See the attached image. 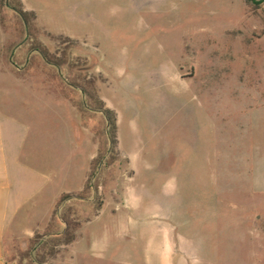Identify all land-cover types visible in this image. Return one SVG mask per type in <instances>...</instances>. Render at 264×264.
Listing matches in <instances>:
<instances>
[{"label": "rangeland", "instance_id": "1", "mask_svg": "<svg viewBox=\"0 0 264 264\" xmlns=\"http://www.w3.org/2000/svg\"><path fill=\"white\" fill-rule=\"evenodd\" d=\"M23 1L39 15L36 38L48 50L93 59L95 68L82 75L116 113L118 159L102 170L97 194L104 199L110 191L117 204L106 199L99 228L112 210L128 223L98 264H264V123L257 121L264 80L253 73L264 58V0L253 6L245 0ZM0 15V71L16 75L7 59L20 63L30 52L18 46L14 10L5 6ZM14 65L21 71L26 64ZM19 78L20 86L0 74V92H8L0 104L30 125L26 151L32 138L55 145L75 136L80 123L92 127L100 146L107 129L100 112H79L81 119L65 100L31 93L58 99L66 93L80 102L82 90L63 92L40 62ZM68 150L65 144L56 160L62 182L75 186L89 146H81L75 162L65 158ZM37 152L48 169V154ZM92 203L71 198L58 212L71 205L82 221L91 217ZM46 231L7 241V264H68L66 247H43Z\"/></svg>", "mask_w": 264, "mask_h": 264}, {"label": "crops", "instance_id": "2", "mask_svg": "<svg viewBox=\"0 0 264 264\" xmlns=\"http://www.w3.org/2000/svg\"><path fill=\"white\" fill-rule=\"evenodd\" d=\"M22 3L29 8L27 10H33L23 0ZM33 11L36 16H39L35 10ZM253 73L258 80H264V58L255 67ZM0 74L13 77L18 85H21L20 75L16 74V76L11 72L3 71H0ZM31 93H38L46 98H53L60 103L65 100V102L70 103L74 107L76 114L82 119V115L70 99L64 97H61L63 99H58L56 98L57 96L55 97L48 92ZM7 95L8 92H3V95L0 92L2 97H7ZM259 114V120L257 121L260 127L264 123V114L261 115L260 112ZM30 130L31 127L28 123L9 111L7 106L0 104V264H7L5 256L7 241L14 239L26 240L31 238L37 229L47 228L61 194L78 193L83 190L90 170V163L96 156L99 147H97L91 134L92 127L80 123L74 129L75 136L70 134L65 139L59 137L55 140V145H52L51 138L50 140L48 138L42 139L41 137L32 138V146L26 151ZM80 131L82 132L81 135ZM65 144L69 147L65 158L67 160L71 158L74 160L73 162L77 160L78 150L81 146L84 147L86 144L89 146L88 155L85 159H82V171L75 186L62 182L63 177L60 170L62 166L61 164L58 165L59 163L56 160L57 157L62 155L61 148ZM39 149L41 150L40 153L48 154L46 165L50 171L43 169L38 164L39 152L37 151ZM35 151L38 154H35ZM52 151L55 152L54 155ZM54 183H56L55 186ZM106 199H113V207L116 209L117 202L112 192L108 191V196L102 199V206ZM85 202H94V198L91 197ZM102 206L97 215L92 213L91 217H86L81 221L76 238L66 246L68 264H98L101 258L106 255V251L109 253L110 249L115 248V245L119 242V240H114L120 239L121 235L126 234V231L122 228L128 223V216L124 215L118 218L114 210H112L114 213L112 215L115 217L109 216V224L101 231V228H99L100 220L104 216ZM39 209H44V213L39 214ZM110 219L116 224L118 221L122 227H113ZM141 219L143 220V218ZM115 252L113 249L112 253L108 255L112 256ZM126 252L127 250L121 252L120 255V258L125 259V261L127 258ZM109 260L113 262L111 259Z\"/></svg>", "mask_w": 264, "mask_h": 264}, {"label": "trees", "instance_id": "3", "mask_svg": "<svg viewBox=\"0 0 264 264\" xmlns=\"http://www.w3.org/2000/svg\"><path fill=\"white\" fill-rule=\"evenodd\" d=\"M260 1L262 0H245L250 6L257 5ZM5 6V3L0 4V14ZM8 6L14 10V15L19 18V21L21 22V36L19 38V43L23 42L20 48L26 46L27 53L30 52L27 60L21 61L20 63H17L14 56L12 59H7L8 65L11 66V71L17 75H22L23 73H26L27 69H29L32 64L40 62L43 66L51 69L52 75L60 80L63 92L74 91L76 87L81 88L83 96L80 102L72 101L69 95H67L80 113L100 112L105 118L107 125V129L101 132V144L97 149L96 156L90 163V170L83 190L78 193H63L57 202L52 219L47 227V239L44 243L42 242L43 244L41 243L44 248L50 243V250L53 252L54 247H66L74 241L81 223L77 217H73L75 210H73L71 205H65L60 212H58V208L62 203L71 198L80 202H85L93 196V215H97L102 206L103 200L97 194L99 186L101 185L99 179L100 174L102 173V170L107 169L114 160L118 159V151L116 149L118 142L117 118L115 111L109 108L102 98L97 96L91 80L86 79L82 75L83 71L88 72L95 68L93 59H90L91 57L87 55H71L72 53L66 51V48L62 50L57 49L58 52H60V55L51 52L36 38L37 27L35 12L33 10L25 9L22 0H8ZM23 20L26 24H24ZM3 23L4 18L0 15V28L2 29L5 28ZM13 46L14 44L8 48L9 53L12 51ZM14 64L26 65H24L21 72L16 68L18 66ZM61 76L65 81L61 79ZM98 77L99 79L101 78L100 74ZM62 95L65 97L66 93L65 95ZM108 142L110 144L109 148L106 146ZM33 243L35 244L36 241H33Z\"/></svg>", "mask_w": 264, "mask_h": 264}, {"label": "water", "instance_id": "4", "mask_svg": "<svg viewBox=\"0 0 264 264\" xmlns=\"http://www.w3.org/2000/svg\"><path fill=\"white\" fill-rule=\"evenodd\" d=\"M5 5L8 6V0H5ZM23 22H24V24H26V22H25L24 20H23ZM26 35H27V31H26ZM22 42H23V41H22ZM22 42H20V43L18 44V46L21 45ZM46 62H47V61H46ZM76 88H78L79 90H81L80 87H76Z\"/></svg>", "mask_w": 264, "mask_h": 264}]
</instances>
